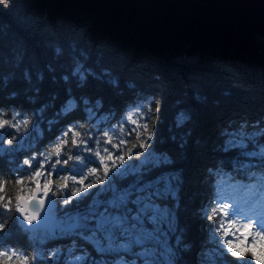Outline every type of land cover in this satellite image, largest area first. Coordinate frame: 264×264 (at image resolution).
<instances>
[{
    "label": "trees",
    "instance_id": "obj_1",
    "mask_svg": "<svg viewBox=\"0 0 264 264\" xmlns=\"http://www.w3.org/2000/svg\"><path fill=\"white\" fill-rule=\"evenodd\" d=\"M194 1L206 3L209 0ZM220 1L236 4L253 0ZM77 62L92 72L83 87H78L76 78L70 75ZM49 66L55 71L48 72ZM25 69L33 73L38 92L31 91L33 85L25 82ZM37 72L44 73L39 83H36ZM65 74L70 77L68 82L61 79ZM3 76H7L8 81L0 86V106L10 110L35 111L48 104L46 117H52L69 93L91 101L99 99L103 107L98 115L111 112L117 119L137 104L145 111L152 106L159 107L152 122L154 149L169 157L171 168L182 180L178 199L183 241L174 257L178 264H198L207 238L204 226L211 223L201 219L200 209L209 198L220 195L223 203L232 204L233 208L238 206L243 212L264 209V172L247 167L245 149L222 150L227 130L241 125L248 132L254 131L249 125L264 130V48L252 53L217 50L163 32L138 33L102 13L58 0H3L0 3V78ZM182 112L188 119L178 126V114ZM84 115L77 110L51 132H45L36 150L44 148L60 127L72 119L83 121ZM255 136L259 137V131H255ZM29 154V151H21L16 155L17 159H22ZM83 156L87 158L91 153L85 152ZM79 163L72 160L65 167ZM239 165L245 167L237 171ZM92 167L95 165L88 164L87 168L77 170L93 180L95 177L88 175ZM0 172H8L3 160H0ZM73 174L62 173L69 181V189L63 190L65 193L79 186L73 184ZM81 178L77 176V180ZM25 179L27 181V176ZM52 179L54 183L62 182L56 176ZM21 187L27 195L34 185L18 186L9 179L6 191L13 197V203ZM99 187L101 185L89 192ZM63 198L60 194L55 197L57 211ZM85 203L86 200L78 205L73 198L72 203L64 207L71 213ZM225 211L230 213L232 209ZM221 218L225 219L227 227L228 218L222 214L217 217ZM2 220L9 223L6 234L0 237V246H3L0 251L7 247L15 250L14 246L35 249L37 264H40V254L47 255L53 246L67 248L73 239L91 250L83 240L68 235L70 232L65 233L66 238H54L45 230L28 232L19 225L15 212L0 215ZM236 227H240L238 221ZM228 259L235 264V258L229 256Z\"/></svg>",
    "mask_w": 264,
    "mask_h": 264
},
{
    "label": "snow or ice",
    "instance_id": "obj_2",
    "mask_svg": "<svg viewBox=\"0 0 264 264\" xmlns=\"http://www.w3.org/2000/svg\"><path fill=\"white\" fill-rule=\"evenodd\" d=\"M54 71V67H48V72ZM91 74V69L77 62L70 75L76 78L78 87H83ZM23 77L26 83L33 85L31 91H39L30 70H23ZM35 77L39 83L44 79V73L37 72ZM0 79L3 81L0 86H5L8 77ZM61 79L68 82L70 77L65 74ZM102 107L99 99L91 101L71 93L52 117H46L48 104L35 111L0 106V160L8 168L7 173L0 172V215L19 214L18 223L31 232L34 229L28 226L39 220V209L47 200L49 211L45 215L55 221L50 235L66 238L65 233L70 232L91 247L89 250L73 239L69 247L53 246L47 256H39L40 264L45 261L47 264H178L174 257L183 241L178 199L182 180L171 168L169 157L154 149L152 122L160 109L152 106L145 111L137 104L130 110L131 114L121 113L117 119L111 112L98 115ZM77 110L84 112V120H70L37 151L36 146L45 132H51ZM187 119L186 113H179L178 126ZM249 127L254 131L248 132L244 125L227 130L222 150L245 149L244 154L249 160L247 167L264 172V130ZM255 131H259V137L255 136ZM21 151L30 154L17 159L16 154ZM85 152L91 156L85 158ZM72 160L80 163L65 167ZM88 164L95 165L88 173L95 177L93 180H88L82 170H77L87 168ZM244 167L239 165L236 170ZM64 172H73L72 182L79 185L66 193L63 190L69 189V181L62 175ZM53 176L62 182L54 183ZM77 176L83 178L77 180ZM9 179L14 185L25 186L27 183L34 187L29 188L27 195L23 187L19 188L13 203V197L6 191ZM97 185L101 187L89 192ZM50 193L52 199H48ZM57 194L64 197L59 211ZM73 198L77 199L78 205L85 200L87 203L69 213L64 206L71 204ZM222 199V196L214 195L200 209L201 219L211 223L204 226L207 238L199 253L198 264H233L229 256L235 258V264H264V214L248 216V223L242 228L236 227L235 217L246 214L238 206L233 208L232 204L223 203ZM33 202L39 206L35 212L31 207ZM217 204L220 206L216 207ZM226 209H232L231 213ZM221 214L228 218L227 227L225 219H217ZM20 217L27 223L23 224ZM8 223L7 220L0 221V237L6 234ZM39 227L37 224L36 228ZM14 248L0 251V264H37L35 249Z\"/></svg>",
    "mask_w": 264,
    "mask_h": 264
},
{
    "label": "water",
    "instance_id": "obj_3",
    "mask_svg": "<svg viewBox=\"0 0 264 264\" xmlns=\"http://www.w3.org/2000/svg\"><path fill=\"white\" fill-rule=\"evenodd\" d=\"M58 1L102 13L138 33L163 32L217 50L235 49L252 53L264 48V0L236 4L220 0L206 3L194 0ZM52 198L50 195L48 199ZM31 207L33 212L39 208L37 202H33ZM48 211L46 200L43 208L39 209V220L28 226L34 229L31 232L47 230L50 234L55 221L46 217ZM37 224L39 228H36Z\"/></svg>",
    "mask_w": 264,
    "mask_h": 264
},
{
    "label": "rangeland",
    "instance_id": "obj_4",
    "mask_svg": "<svg viewBox=\"0 0 264 264\" xmlns=\"http://www.w3.org/2000/svg\"><path fill=\"white\" fill-rule=\"evenodd\" d=\"M188 40V39H187ZM191 41V40H190ZM222 50H224V49H222ZM132 108H130L129 109V111L127 112L128 114H131V110ZM133 118H135V116L133 117ZM256 183L258 184L259 183V178H257V180H256ZM242 210V212H243V209H241ZM230 213H231V211H230ZM246 215H240V216H237V217H235V221H238V224H239V226L242 228V226H243V224H246V223H248L249 222V219L247 218L248 216H257L258 214H264V209L262 210H259L258 212H254V213H248V212H244ZM240 221V222H239ZM38 231H41V230H38ZM38 231H35V232H38ZM238 234V233H237ZM68 235H73L74 236V234H68ZM251 240V238H249V241ZM42 254H40V256H41Z\"/></svg>",
    "mask_w": 264,
    "mask_h": 264
},
{
    "label": "bare ground",
    "instance_id": "obj_5",
    "mask_svg": "<svg viewBox=\"0 0 264 264\" xmlns=\"http://www.w3.org/2000/svg\"><path fill=\"white\" fill-rule=\"evenodd\" d=\"M262 210H263V208H261ZM18 217V216H17ZM45 231H47V230H45ZM44 256H47V255H44Z\"/></svg>",
    "mask_w": 264,
    "mask_h": 264
}]
</instances>
